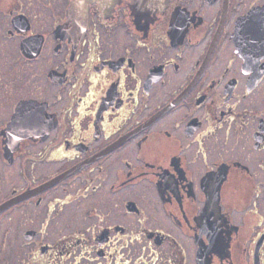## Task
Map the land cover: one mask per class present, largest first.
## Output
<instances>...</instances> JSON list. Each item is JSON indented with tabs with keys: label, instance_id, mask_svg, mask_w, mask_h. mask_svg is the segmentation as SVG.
Masks as SVG:
<instances>
[{
	"label": "flooded vegetation",
	"instance_id": "af4514ba",
	"mask_svg": "<svg viewBox=\"0 0 264 264\" xmlns=\"http://www.w3.org/2000/svg\"><path fill=\"white\" fill-rule=\"evenodd\" d=\"M0 0V264H264V0Z\"/></svg>",
	"mask_w": 264,
	"mask_h": 264
},
{
	"label": "water",
	"instance_id": "95a60500",
	"mask_svg": "<svg viewBox=\"0 0 264 264\" xmlns=\"http://www.w3.org/2000/svg\"><path fill=\"white\" fill-rule=\"evenodd\" d=\"M78 1L79 0H74V2H73V8H77V6L78 7L80 6V4L78 5ZM2 208H3V206L0 207V209H2Z\"/></svg>",
	"mask_w": 264,
	"mask_h": 264
}]
</instances>
